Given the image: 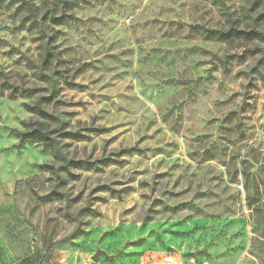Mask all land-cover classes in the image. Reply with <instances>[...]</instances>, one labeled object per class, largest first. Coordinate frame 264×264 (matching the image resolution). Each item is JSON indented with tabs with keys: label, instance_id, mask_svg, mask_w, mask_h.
Here are the masks:
<instances>
[{
	"label": "rangeland",
	"instance_id": "rangeland-1",
	"mask_svg": "<svg viewBox=\"0 0 264 264\" xmlns=\"http://www.w3.org/2000/svg\"><path fill=\"white\" fill-rule=\"evenodd\" d=\"M222 1L239 15L252 0ZM73 12L55 27V62L81 87L65 85L56 110L70 129L103 131L66 150L138 149L74 169L68 196L55 195L51 154L13 131L36 119L34 98L3 86L42 85L37 31L18 1L0 0V264H264L261 49L204 37L228 27L215 0H89Z\"/></svg>",
	"mask_w": 264,
	"mask_h": 264
},
{
	"label": "trees",
	"instance_id": "trees-1",
	"mask_svg": "<svg viewBox=\"0 0 264 264\" xmlns=\"http://www.w3.org/2000/svg\"><path fill=\"white\" fill-rule=\"evenodd\" d=\"M14 1H18L24 10L21 22H28L36 28L39 41V62L35 64V75L42 85L24 87L14 85L8 80L3 81V86L8 89L10 98L19 96L34 98V103L28 106V110L36 115V119L23 121V128H16L13 131L19 138L20 144H40L51 154L53 162L45 165V168L55 180L53 192L55 195L67 197L68 193H64L62 187L74 169L100 171L112 163H121L122 155L132 153L138 148H120L96 159L76 158L69 155L66 150L69 140H85L90 137L91 132L103 131L101 127L90 126L70 129L69 119L56 110V106L62 101L60 93L64 86L81 87V84L75 83L55 62L54 43L59 34L55 27L74 20L73 10L81 4L88 3L89 0H43L41 5H37L34 0ZM215 1L221 7L228 27L225 29L206 28L201 31L202 34L206 39L224 43L243 42L245 53H253L261 49L262 55L258 60V66L255 67L258 70L261 64L264 65V7L261 8L259 0H252L248 6L242 7L239 15H236L222 0ZM252 44H256V46H252ZM245 55H240V58ZM84 211L92 212L93 210L84 208L77 213L69 212V216L80 222ZM34 261H36L35 264H40L42 260L34 258ZM24 262L21 264H25Z\"/></svg>",
	"mask_w": 264,
	"mask_h": 264
},
{
	"label": "water",
	"instance_id": "water-1",
	"mask_svg": "<svg viewBox=\"0 0 264 264\" xmlns=\"http://www.w3.org/2000/svg\"><path fill=\"white\" fill-rule=\"evenodd\" d=\"M100 254H101V250H98V251L94 254V256L92 257V259H93L95 262H97L98 259H99Z\"/></svg>",
	"mask_w": 264,
	"mask_h": 264
},
{
	"label": "built area",
	"instance_id": "built-area-1",
	"mask_svg": "<svg viewBox=\"0 0 264 264\" xmlns=\"http://www.w3.org/2000/svg\"><path fill=\"white\" fill-rule=\"evenodd\" d=\"M166 259H167V260H171V259H172V257H171V256H167V257H166ZM203 264H208V263H207V262H205V263H203Z\"/></svg>",
	"mask_w": 264,
	"mask_h": 264
},
{
	"label": "crops",
	"instance_id": "crops-1",
	"mask_svg": "<svg viewBox=\"0 0 264 264\" xmlns=\"http://www.w3.org/2000/svg\"><path fill=\"white\" fill-rule=\"evenodd\" d=\"M195 261V260H194ZM196 264H203L204 262H202V263H197V261L195 262ZM210 264V263H209Z\"/></svg>",
	"mask_w": 264,
	"mask_h": 264
}]
</instances>
